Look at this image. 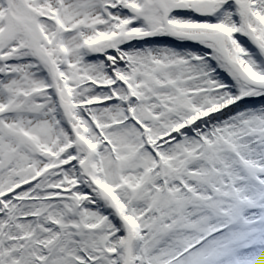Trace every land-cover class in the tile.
<instances>
[{
	"label": "rangeland",
	"instance_id": "374dc122",
	"mask_svg": "<svg viewBox=\"0 0 264 264\" xmlns=\"http://www.w3.org/2000/svg\"><path fill=\"white\" fill-rule=\"evenodd\" d=\"M160 2L0 0V264H264V0Z\"/></svg>",
	"mask_w": 264,
	"mask_h": 264
},
{
	"label": "bare ground",
	"instance_id": "6f19581e",
	"mask_svg": "<svg viewBox=\"0 0 264 264\" xmlns=\"http://www.w3.org/2000/svg\"><path fill=\"white\" fill-rule=\"evenodd\" d=\"M249 4V3H248ZM250 5V4H249ZM35 42H36V40H35ZM66 52V51H65ZM171 54V59H175V60H179V58L177 57V55H175V54H173V53H170ZM179 54V53H178ZM67 62V61H66ZM238 63H239V66L241 67V66H243V64H242V61L241 60H239V61H237ZM258 67V66H257ZM176 72H178V70H176V71H174V73H176ZM249 72V71H248ZM252 75V74H251ZM257 91V90H256ZM260 91V92H259ZM263 91L264 90H258V92H259V94L258 95H254V96H258V97H260V98H264V94H263ZM24 95V94H23ZM245 97H247V96H245ZM29 99H27V100H24L23 102H26V101H28ZM242 100H250V98H241L239 101H242ZM18 101V99H16V100H14L13 101V104H14V106H16V107H12L11 106V108H7V107H3V109H0V127H4V128H6L7 127V125L5 124V120H7V119H9V120H11V116H17L18 114H21L22 115V113L20 112V111H17V109L18 108H21V103H22V99H20V101H18L19 103L17 104L16 102ZM238 101V102H239ZM257 109H259V110H257V111H259V112H261V111H264V107H262V106H260V108H257ZM261 109V110H260ZM254 111H256V110H254ZM250 113H254V112H251V111H244V110H240V111H238L237 112V114L236 115H238L239 117H241V116H245V115H249ZM48 115H50V113L48 112ZM262 115H264V114H262ZM15 116V117H16ZM213 121H214V119H213ZM6 125V126H5ZM55 127V126H54ZM227 128V127H226ZM235 129V128H234ZM236 130V129H235ZM22 135V134H21ZM4 137H6V134L4 135ZM23 139H25L26 141H28L27 139H30L29 141H32V139H31V137L30 136H28L27 138H24V137H22ZM33 147L35 148L36 147V145H33ZM245 150H248V149H246L245 148ZM234 168H232V169H230L231 170V172H233L234 170H233ZM249 186L247 185V186H245V189H247ZM248 190V189H247ZM249 211H251V210H245V212H249ZM251 218L252 217H249V220H251ZM233 230V229H232ZM231 230V231H232ZM240 230V229H239ZM239 230H237V231H234V232H238ZM230 231V233H232ZM259 251V250H258ZM262 251V250H261ZM247 257H245V259H246ZM247 260H245V262H246ZM255 263H257V262H255Z\"/></svg>",
	"mask_w": 264,
	"mask_h": 264
},
{
	"label": "water",
	"instance_id": "95a60500",
	"mask_svg": "<svg viewBox=\"0 0 264 264\" xmlns=\"http://www.w3.org/2000/svg\"><path fill=\"white\" fill-rule=\"evenodd\" d=\"M207 7H210V6H208V5H202L201 7L198 8V10H204V9H206ZM197 38H198V37H197Z\"/></svg>",
	"mask_w": 264,
	"mask_h": 264
}]
</instances>
